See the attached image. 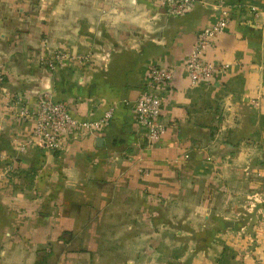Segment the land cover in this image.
Masks as SVG:
<instances>
[{"label":"crops","instance_id":"obj_1","mask_svg":"<svg viewBox=\"0 0 264 264\" xmlns=\"http://www.w3.org/2000/svg\"><path fill=\"white\" fill-rule=\"evenodd\" d=\"M220 4L230 19L204 57L226 66L191 84L185 55ZM151 64L173 75L146 144L131 105ZM41 94L112 116L38 148L17 110ZM262 95L264 0L179 15L157 0H0V264H264Z\"/></svg>","mask_w":264,"mask_h":264},{"label":"built area","instance_id":"obj_2","mask_svg":"<svg viewBox=\"0 0 264 264\" xmlns=\"http://www.w3.org/2000/svg\"><path fill=\"white\" fill-rule=\"evenodd\" d=\"M197 0H157L158 5L167 14L179 15L187 11ZM233 6L218 5V15L214 22L196 31L194 40L185 55L182 68L191 84L211 80L215 72L226 66V63H213L204 57V49L212 39L224 30ZM255 13V12H254ZM65 53L53 51L42 60L48 69H55L63 64ZM173 75V68L168 65L151 64L145 69V82L138 95L132 101V112L135 124L142 128L146 144H151L164 130L159 120L161 95L158 87L168 83ZM264 99V95L260 96ZM255 98L252 99L254 101ZM12 103L17 102L14 98ZM113 106H107L100 116L91 120L78 119L72 114L69 103L64 98H52L47 94L39 95L32 107L21 106L17 114L31 121L30 142L45 149H55L59 136L70 128L93 132L111 118ZM28 140V141H29ZM24 149L21 144L19 151Z\"/></svg>","mask_w":264,"mask_h":264}]
</instances>
